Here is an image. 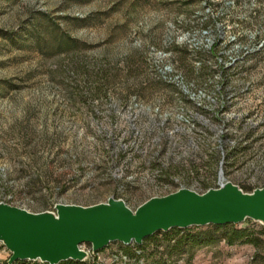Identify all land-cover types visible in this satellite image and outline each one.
Returning <instances> with one entry per match:
<instances>
[{"label":"rangeland","instance_id":"374dc122","mask_svg":"<svg viewBox=\"0 0 264 264\" xmlns=\"http://www.w3.org/2000/svg\"><path fill=\"white\" fill-rule=\"evenodd\" d=\"M203 1L215 7L222 2L0 0V203L44 213L58 204L89 207L115 198L136 210L182 187L203 194L221 177L244 192L264 188V54L242 65L245 74L219 91L210 55H199L198 70L187 49L175 48L177 66L217 98L216 106L196 117L194 128L173 118L167 127L177 129L174 135L149 117L130 115L132 97L169 111L179 104L171 87L148 74L147 49L159 46L166 29L200 10ZM236 1L246 4L235 17H249L252 0ZM257 2L261 19L243 24L264 29V0ZM239 83L248 92L225 113L220 92L236 96ZM240 110L258 116L243 124L230 116ZM161 161L173 168L163 180L156 179ZM188 165L205 166L206 174L189 182L182 177ZM240 226L261 229L249 220ZM162 234L145 243L140 258L113 243L90 260L263 264L254 261L264 254L254 246L224 241L170 253ZM10 256L0 244V261Z\"/></svg>","mask_w":264,"mask_h":264},{"label":"water","instance_id":"95a60500","mask_svg":"<svg viewBox=\"0 0 264 264\" xmlns=\"http://www.w3.org/2000/svg\"><path fill=\"white\" fill-rule=\"evenodd\" d=\"M247 220L264 226V188L248 193L231 182L204 194L182 188L136 210L115 198L89 207L58 204L55 211L44 213L1 202L0 244L11 254L9 264L86 262L89 253L82 247L87 244L98 254L113 243L141 245L173 229L241 225Z\"/></svg>","mask_w":264,"mask_h":264},{"label":"built area","instance_id":"2783aa9c","mask_svg":"<svg viewBox=\"0 0 264 264\" xmlns=\"http://www.w3.org/2000/svg\"><path fill=\"white\" fill-rule=\"evenodd\" d=\"M257 1L252 0L253 9L249 17L239 16L237 18L234 15L235 11L246 3L241 1L237 3L236 0H222L221 4L215 7L207 1H203L200 10L187 19H181L170 25L166 29L159 46H148L147 71L152 79L174 90V95L179 104L173 111H169L164 110L161 105L144 103L137 97H132L129 107L130 115L138 116L140 113L149 117L168 135H174L177 132V129L170 131L167 127L173 118L182 126L194 128V119L196 117L202 118L205 113L212 111L217 104V98L209 94L204 87H199L194 79L188 78L186 73L177 66L175 48L187 49L198 70L202 66L199 55L202 53L210 55L211 64L215 70V83L222 84L219 87L220 91L224 85L233 82L235 77L245 74L240 72L244 67L242 65L252 58L264 54V29H259L253 23L251 26H244L243 24V20L257 21L261 19L262 16L258 15L257 11ZM237 86L235 89L237 91L236 96L228 95V93L224 96L220 92L222 97L218 103L225 113L228 112V109L231 111L234 102L248 92V87H245L244 84L239 83ZM262 114L264 116V112ZM230 116L244 124L257 117L258 114L250 113L248 110H240L236 113H230ZM160 164L156 172V179L163 180L167 178L168 170L173 168L169 163L161 161ZM185 168L186 172L182 177L189 182H194L201 174H206L205 166L203 169L197 165L190 167L188 165ZM173 176L171 179L175 181L177 175ZM227 182L229 181L221 177V181L215 189ZM82 248L89 253V258L98 255L92 252L91 246L88 248L83 246ZM119 256L120 259L127 258L122 255ZM119 256L115 258L118 259Z\"/></svg>","mask_w":264,"mask_h":264},{"label":"trees","instance_id":"16d2710c","mask_svg":"<svg viewBox=\"0 0 264 264\" xmlns=\"http://www.w3.org/2000/svg\"><path fill=\"white\" fill-rule=\"evenodd\" d=\"M93 100L95 98L94 93L91 95ZM250 223H253L252 220H249ZM208 230L204 233L193 232L194 230H200L201 227H192L186 230L173 229L169 232L163 233L162 235L169 242L171 248L170 253H181L185 252L188 248H195L198 246L211 245L218 241H224L229 246H235L240 244H248L254 246L257 251L264 253V226L261 225L260 230L252 229L249 226L242 227L240 225H226V226H215L210 225L207 227ZM156 239V236L146 239L143 244H131L124 245L125 252L129 257L140 258L142 255H138V251L144 253L145 243L150 242ZM174 242L172 245L171 243ZM135 249L132 253L131 251ZM89 258L86 262H76V261H67L61 264H97V262L91 261ZM9 259L1 262L0 264H9ZM90 260V261H89ZM263 262L264 264V254L257 255L254 258L255 262ZM89 261V262H88ZM13 264H47L40 261H18Z\"/></svg>","mask_w":264,"mask_h":264}]
</instances>
